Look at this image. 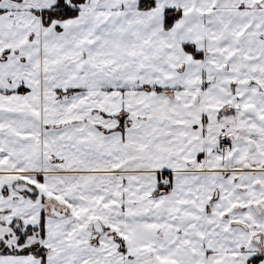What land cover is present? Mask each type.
I'll return each instance as SVG.
<instances>
[{
	"label": "snow or ice",
	"instance_id": "obj_1",
	"mask_svg": "<svg viewBox=\"0 0 264 264\" xmlns=\"http://www.w3.org/2000/svg\"><path fill=\"white\" fill-rule=\"evenodd\" d=\"M0 264H264V0H0Z\"/></svg>",
	"mask_w": 264,
	"mask_h": 264
}]
</instances>
